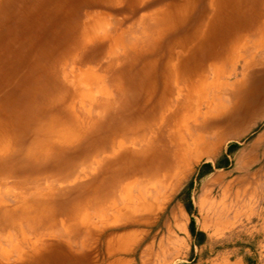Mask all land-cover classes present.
Masks as SVG:
<instances>
[{"label":"bare ground","instance_id":"bare-ground-1","mask_svg":"<svg viewBox=\"0 0 264 264\" xmlns=\"http://www.w3.org/2000/svg\"><path fill=\"white\" fill-rule=\"evenodd\" d=\"M148 1L0 0V50L4 48L6 59L14 55L18 61L14 76L11 67H6L10 92L0 89V179L17 174L44 176L50 171L38 162L53 149L58 159H64L62 168L68 172L70 162L77 161L74 171L79 176L86 173L84 162L105 177L114 175L109 193L101 194L94 180L89 184L93 194L73 201L62 222L66 238L93 237L94 217L104 219L118 192L130 197L137 186V181L130 180L145 166H159L164 161L172 179L188 167L199 143L191 146L182 135L194 115L199 117L205 107L206 114L213 110L207 105L205 64L195 60L214 24L227 15L238 22V34L264 31V0H209V18L205 11L193 27L189 23L194 21L198 0H157L156 4L163 6L139 19L141 34L129 37L128 44V31L111 33V17L93 11L126 4L124 12L134 18L141 8L148 7ZM19 3L25 4L17 8ZM41 24L57 30L49 49L43 48L42 38L35 33ZM104 40L103 70L86 68L88 49ZM15 43L33 48L23 55ZM238 44L228 49L221 46L211 57L229 62L242 47ZM214 69L220 73L221 68ZM117 94L122 100L118 101ZM101 111L106 121L101 119ZM23 159H27L25 166L18 163ZM49 198L46 194L42 202L51 203ZM34 209L33 203L25 200L4 211L14 219L9 229L20 240L12 250H2V259L14 258L17 264H68L63 259L66 253L49 238L54 233L35 242L30 239L33 231L24 228V220ZM50 254L59 255L58 261L49 258ZM85 259L84 264H93L91 255ZM72 264L83 262L78 258Z\"/></svg>","mask_w":264,"mask_h":264},{"label":"rangeland","instance_id":"rangeland-1","mask_svg":"<svg viewBox=\"0 0 264 264\" xmlns=\"http://www.w3.org/2000/svg\"><path fill=\"white\" fill-rule=\"evenodd\" d=\"M198 1L194 21L189 23L191 27L205 11L209 18V0ZM156 2L148 1V7L141 8L134 18L128 11L124 12L126 4L93 11L111 17V33L121 35L128 31L125 34L128 44L129 37L141 34L139 19L164 4ZM24 4H17V8ZM213 27L195 60L205 64L204 75L209 82L207 105L211 104L213 110L206 114L205 107L199 117L194 115L189 120L187 133L182 135L191 141V146L199 143L188 167L180 169V174L172 179L167 176L171 169L163 165L164 161L159 166L154 163L145 166L143 172L130 180L137 181L130 197L118 192L115 204H110L104 219L99 221L94 217L93 237L76 240L65 237L62 225L73 201L92 195L89 184L94 180L101 194L109 193L114 188V175L105 177L99 169L94 171L93 166L90 168L84 162L86 173L79 176L74 171L77 161L70 162L68 172L62 168L64 159H58L56 149L47 152L37 161L50 171L44 176L17 174L0 179V262L17 264L14 258L3 260L1 252L12 250L20 240L9 229L14 219L4 211L19 207L27 200L35 206L33 214L24 220V228L34 232L30 239L35 242L41 236L54 233L49 238L66 253L67 257L62 256L68 264L78 258L87 263V255H91L93 264H264V31L238 34L241 31L237 29L238 22L227 15ZM2 30L0 22V33ZM56 31L42 24L35 29L42 38L43 48H50ZM19 34L17 29L15 36L19 38ZM97 42L88 49L85 66L101 73L105 65L102 47L107 42ZM236 42L242 47L234 59L224 62L211 57L217 48L235 47ZM15 48L28 55L33 47L15 43ZM4 52V48L0 50V89L10 92L5 81L6 67H11L10 73L14 76L18 61L14 55L6 59ZM214 68H221L220 73ZM117 99L122 100L120 94ZM106 117L101 111V119L106 121ZM26 161L18 163L25 166ZM46 194L52 199L49 204L42 202ZM222 207L226 216L218 220L216 213ZM237 209L241 210V216L233 218ZM107 237L112 245L109 255ZM119 238L126 241L123 250H117ZM57 257L53 260L58 261Z\"/></svg>","mask_w":264,"mask_h":264},{"label":"crops","instance_id":"crops-1","mask_svg":"<svg viewBox=\"0 0 264 264\" xmlns=\"http://www.w3.org/2000/svg\"><path fill=\"white\" fill-rule=\"evenodd\" d=\"M216 214H217V219L218 220L220 218H222V217H225L226 216V214H225V207H222ZM236 216H237V218L241 216V210L240 209H237V212L235 211L233 213V218H235ZM230 224H232V223H230ZM108 237H107V239H108ZM122 238H123V236H122ZM128 239H127V241H128ZM125 243H126L125 240H122L121 238H119V244L117 246V250H123ZM111 249H112V245H111V242L108 239L107 240V254L108 255H109V252L111 251ZM105 264H110V262L105 263Z\"/></svg>","mask_w":264,"mask_h":264}]
</instances>
